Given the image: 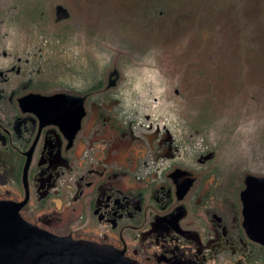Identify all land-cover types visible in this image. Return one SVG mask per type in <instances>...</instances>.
<instances>
[{"label":"flooded vegetation","instance_id":"flooded-vegetation-1","mask_svg":"<svg viewBox=\"0 0 264 264\" xmlns=\"http://www.w3.org/2000/svg\"><path fill=\"white\" fill-rule=\"evenodd\" d=\"M67 3L0 0V202L139 264H264V224L243 201L247 176L264 178V144L203 120L189 74L160 79L141 51L123 54L154 41L131 22L153 26L161 12ZM187 19L202 17L178 16L173 51Z\"/></svg>","mask_w":264,"mask_h":264},{"label":"trees","instance_id":"trees-1","mask_svg":"<svg viewBox=\"0 0 264 264\" xmlns=\"http://www.w3.org/2000/svg\"><path fill=\"white\" fill-rule=\"evenodd\" d=\"M63 1L68 2L66 7L71 11L80 8L82 13L89 5V0H55V4ZM133 7L142 12L153 9L162 16L149 27L143 26L139 18L132 21L138 25L140 38L151 36L154 41L123 48V54H128V49L131 56L141 51L147 60L145 66H150L160 79H166L170 72L189 74L187 96L203 120L213 123L225 140L263 145L264 0H134ZM187 14L212 19L222 33L227 31L228 41L218 45L220 52L202 49L201 57L194 47L186 57L170 48L167 36L172 34L178 16ZM212 34H202L203 42L212 39ZM218 54L225 72L224 79L219 80L210 65Z\"/></svg>","mask_w":264,"mask_h":264},{"label":"water","instance_id":"water-1","mask_svg":"<svg viewBox=\"0 0 264 264\" xmlns=\"http://www.w3.org/2000/svg\"><path fill=\"white\" fill-rule=\"evenodd\" d=\"M67 16L64 9L57 7V20ZM246 184L243 195L246 214L264 224V178L247 176ZM0 264L139 263L111 246L58 238L41 231L20 217L18 206L0 202Z\"/></svg>","mask_w":264,"mask_h":264},{"label":"rangeland","instance_id":"rangeland-1","mask_svg":"<svg viewBox=\"0 0 264 264\" xmlns=\"http://www.w3.org/2000/svg\"><path fill=\"white\" fill-rule=\"evenodd\" d=\"M187 21V22H186ZM218 31H221L217 33ZM208 32L213 33L212 39L208 40V42L204 43L200 41L199 36L200 33L203 35H207ZM219 34V35H218ZM227 31L222 33V30L217 27L215 23H213L212 19H187L185 20L184 26L181 27L179 30L178 37L176 39L177 44L176 48L177 51L181 54H188L194 47L196 50L199 51V54L202 55V49L207 51H221L220 46L221 44L227 43ZM218 46V47H217ZM217 57L214 59V62H211L212 72H214L217 79H224L225 72L223 69V63L220 61V58ZM209 71V73L211 72Z\"/></svg>","mask_w":264,"mask_h":264}]
</instances>
